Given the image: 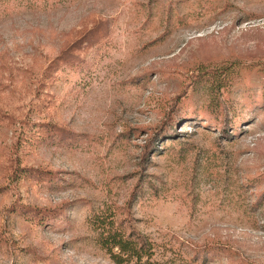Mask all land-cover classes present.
Instances as JSON below:
<instances>
[{
	"label": "rangeland",
	"instance_id": "rangeland-1",
	"mask_svg": "<svg viewBox=\"0 0 264 264\" xmlns=\"http://www.w3.org/2000/svg\"><path fill=\"white\" fill-rule=\"evenodd\" d=\"M0 264H264V0H0Z\"/></svg>",
	"mask_w": 264,
	"mask_h": 264
},
{
	"label": "trees",
	"instance_id": "trees-1",
	"mask_svg": "<svg viewBox=\"0 0 264 264\" xmlns=\"http://www.w3.org/2000/svg\"><path fill=\"white\" fill-rule=\"evenodd\" d=\"M111 238H113L112 244L125 254L136 256L137 258H141L144 254L150 255L149 248L145 249L144 244L136 242L135 239L126 238L122 234H112Z\"/></svg>",
	"mask_w": 264,
	"mask_h": 264
}]
</instances>
